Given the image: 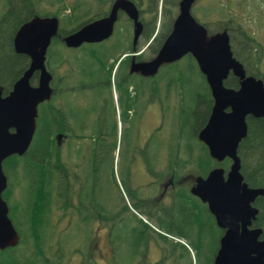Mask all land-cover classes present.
<instances>
[{
	"label": "trees",
	"instance_id": "trees-1",
	"mask_svg": "<svg viewBox=\"0 0 264 264\" xmlns=\"http://www.w3.org/2000/svg\"><path fill=\"white\" fill-rule=\"evenodd\" d=\"M41 1L42 0H0V55L2 52H7L11 56V58L0 56V85L3 88L4 95H7L12 90L14 83L21 78L29 66V59L24 55L17 54L13 47L14 37L17 31L24 24L30 22L36 17L48 18L55 16L59 18L60 27L58 31V37L53 38L52 43L54 41L61 43V38L59 36L64 37L69 33L79 30L84 24L103 17L105 10L109 6L107 4L108 6L106 5V7H104L107 0H75L73 2V6L66 4L65 0H43L50 6H56L58 9H60V11L70 9L71 16L69 15L65 18H61L60 11L52 13L47 10L44 11L43 8V10H40L39 3ZM95 1L100 3V5H98L99 8L97 9L96 15L92 16L94 14L92 9L93 5H95ZM131 1L141 12L142 23L145 28L142 33V37L146 38L147 40L151 39L155 33L158 5L161 2L160 25L159 28H157V33L154 35V38L147 47L146 52L140 54L139 56L140 61H148L157 54L165 38L171 31L172 22L176 15L172 16L173 14H171L169 9L176 13L178 0H159V2L157 0ZM230 6L231 5L228 7ZM78 10H81L82 14L78 21L73 23L72 18H74L75 15H79L75 13ZM218 12L221 13L220 15L224 20L228 21V23L225 24L222 22L223 25L221 22H217L218 24L222 25L220 31H228L232 42H234L233 38H237L236 41H239L238 43L240 45L243 43L242 41L246 43L244 44L245 46L238 49L237 52L234 50V47L231 46L234 57L243 64L248 75L255 76L261 79L264 83V75L258 74L256 72L258 71V68L250 67L251 65L248 62L252 61L255 64H259L258 59L261 57V53L254 47L256 40H254L248 31L244 32L241 29L236 28L235 22L238 20L237 17L227 16L222 13V10H218ZM144 13L148 14L147 18L143 16ZM165 16L166 18L168 17V20L164 24L165 20L162 23L161 20ZM193 16L198 22H202L196 15L193 14ZM121 19H123L121 22L123 23L124 21V25L122 28L120 27V29L118 28L116 31L115 36L117 37V40L112 43L111 46L103 47L100 51L96 49V47H99V45L89 48L90 52L87 53V58L89 55L92 56L91 61L89 63L86 62L79 65V69H81L83 75H88V72H92L94 74V71L98 70L97 75H99V77H102V75L105 73L106 77L109 79L110 72H106V67L108 65V69L111 71L117 58L114 59L113 64L111 65L108 64V59L114 58L120 51H129L128 44H122L121 41L129 37L130 23L124 16H122ZM2 36L8 37L2 38ZM2 41H6L5 46L1 44ZM147 53L152 54L149 59H145ZM182 61L186 62V68L190 74L196 72L200 78L199 81L204 87V99H202V96H199L196 92L193 93L194 97L192 99L194 101V108L191 110L188 118V127L190 128V131L195 139H197L200 129L206 124L213 106V99L204 76L200 73L195 60L191 56L187 55L175 63L164 65L154 77L146 78L136 74H128V71L124 70L122 77L125 78V80L130 79L132 82L135 81L139 85L141 97L139 114L132 115L130 120H127L126 114H122V125L125 127L120 130V144H122L125 151L127 150L124 158H128L132 155H130L131 152L129 150V145L133 146L134 144L133 135L135 118L138 116L140 120H146L148 122L149 120L147 119L145 113L148 112V109L151 106L157 103L155 100L162 101L163 99L168 103L174 94V84H172L174 81L172 80L170 74H168V76L165 78H163V76L160 78L159 76L161 73L163 75L167 69L177 67ZM61 64H63L62 59L59 64L60 67H62ZM124 64L125 69H128L129 66L127 59L124 61ZM71 75L72 74H69L68 70L64 77L58 76L59 80L55 81L53 84V97L49 102H46L39 107L41 109H39L40 111L38 112V117L36 120V130L31 145L25 154L20 157H10L4 161L2 166L4 175L8 179V174L13 176L18 174V171H20V161L24 163L25 175L29 178L31 183L30 200L33 203H37V211L41 212L43 210L46 212V214L48 213L43 225L46 223L50 228V235L48 232H46L50 239L53 238V234L56 233V230L51 229V225L53 224L51 213L53 212L52 207L55 202L54 193H56V176H63L62 179L65 180L68 175H73L68 167L72 168V165H76L80 155L75 150L68 152V143L73 144V140L71 139L72 137L77 141L84 138L81 136L84 133L83 129L81 128L80 130L76 131L73 128V124H75L76 115L85 116L86 114H73L74 111L70 112V106H72V103L70 105L68 103L70 99L66 97L69 95L68 87L70 86V82L68 81ZM34 81H36V76H34L31 83ZM64 84L68 85L64 86ZM161 85H163V87H161ZM225 86L228 88L237 89V79L231 76L225 81ZM63 97L64 99L60 100ZM58 100L60 101L58 102ZM190 103L191 99L189 98V104ZM148 113L147 115L149 119H151V115ZM93 115L96 117L95 129L92 131V133H90L91 136L88 134L86 137H92L90 142H92V144L98 148L96 155L100 156L99 152H103V154H106L107 152V154L110 155V159L113 160L112 153L116 148L117 137V124L114 118L115 114L110 110L104 114ZM83 120H86V118L84 117ZM246 124L247 134L239 144L237 151L241 161L240 172L243 177V181L248 185V187L261 188L264 190V119L247 117ZM58 134H60L62 138H68L65 146V150L68 152V155L66 153L65 159L62 158V150H59L56 145V136ZM143 137L147 138H145L146 142L150 143V145H145L146 143L143 142V146L139 149L136 148L137 150H135V153H141V158L149 161V166L152 168L151 172L157 174L164 171L168 172L171 169V166H169L170 163L167 162V160H172L173 162H170L176 164L177 166L174 170L175 175H183L182 171L178 170L179 167H182L183 170H188V174L184 176L185 178L183 181H185V183L181 186H178L177 190L173 192L170 201L171 203L169 205L157 204L152 208L149 206L148 208L134 206V210L138 213V215L144 218L150 225L155 222L162 228L161 224L163 223L162 220L164 218H161L160 215H165L166 218L172 215L174 212L178 215V223L175 225L171 224V229L167 231L168 233H164L158 227L151 225L154 228L153 229L151 226L145 224L141 219L129 211V215H125L127 216L126 221H128V223L132 224L133 226L128 228V231L131 233V237L125 239H131L132 244L134 242L136 246L154 244L157 247V251H159L161 257V259H159V261L155 264H213V260L219 248V240L223 236V231L217 227L213 216L208 211L207 206L202 205L197 198L190 194L189 186L193 183L192 181L196 177L205 178L208 173L215 168H222L225 172H227L230 166V161L225 159L221 163L216 162L210 158L207 148L201 142L199 143L200 146H202L203 155H201V157L199 156V160L196 163L191 160L189 156H185L183 152L169 151L167 150V147L166 152L168 154V158L163 160L164 156L161 153L160 148H158V146H151L153 144L150 142L152 139L151 133L147 131L146 134L143 133ZM94 160L97 163L96 166H99L102 162L101 159L97 160L96 157ZM18 177H21V175ZM119 177L122 179V184L125 186L126 179L123 169L119 173ZM43 178L47 183L48 191L46 192V196L50 200L49 201L47 199L48 203L45 206L42 205V202H44V204L46 203L43 200H38L37 202L33 201L39 192L38 191L35 193L34 188L37 187L38 182H40ZM142 181L144 182V178ZM146 182H148V180ZM50 183L53 186L52 188L49 187ZM141 191L140 196L138 197L139 201L151 199V197L154 196L152 193L153 189L151 187L146 189L141 188ZM127 193L129 194V192ZM2 196L3 200L6 201L5 195ZM60 196V201L62 202L61 205L64 210L66 207H68V199H66L68 196H70V194H68V189L65 192H62ZM129 198L131 201H133V198L130 194ZM93 199H95L93 206L96 209H100L101 206L97 205L96 202V194L95 196L93 194ZM121 201L122 204L125 203L123 199ZM122 204L119 205L121 206ZM104 206H106L107 209V205L105 203ZM116 206L117 203L114 206L112 205V212L110 215H108L109 223L113 226H119L120 222L117 220H120L121 216H123L122 214H124V210L120 209L117 211V209H114ZM253 206L258 210V215L255 222L253 223V228H258L262 231L260 239L264 240V195L258 197L255 200ZM34 210L35 209H33V211ZM33 211L27 210V213L29 217L31 216V221L35 225L30 226L32 222L29 221V219L24 220L20 227V229L23 230H17L20 238L18 245L13 248H8L4 251H0V264H45L44 261L40 259V248L43 246L48 250H51V248L50 245L46 246L44 244L45 242L43 236L46 234L45 229L36 225L42 221L34 214ZM34 217H37L38 219H34ZM174 226L179 227L178 231H181L178 232L176 236L171 235L174 232ZM27 235L28 239H26ZM153 235H156L157 237H153ZM113 236L114 235H112V238ZM203 236H209V243H204ZM125 239H123V241ZM174 239L184 241L186 246L175 242ZM129 241L130 240H125V243ZM23 242V245H27V249H29V245L31 244L33 247L32 255H28V253L26 255L21 254L18 248L22 246L21 244ZM190 251L193 253V258H191ZM35 253L37 254L35 255Z\"/></svg>",
	"mask_w": 264,
	"mask_h": 264
},
{
	"label": "water",
	"instance_id": "water-1",
	"mask_svg": "<svg viewBox=\"0 0 264 264\" xmlns=\"http://www.w3.org/2000/svg\"><path fill=\"white\" fill-rule=\"evenodd\" d=\"M194 1L180 0L179 14L157 54L145 62H135L133 54L130 72L153 77L162 65L179 61L187 54L195 60L213 99L208 121L197 138L213 160L221 163L228 159L231 162L226 174L222 168H215L205 179L197 178L191 190L193 196L207 205L217 227L224 232L214 264H264L262 231L252 227L258 215L253 204L264 195V190L250 188L243 181L237 153L247 134L246 118L264 119V83L246 75L242 64L233 57L226 32L208 37L206 29L190 14ZM118 12H123L132 21L135 44L143 25L139 11L130 0H116L107 17L59 37L67 48L107 40L113 34ZM55 37H58L57 18L36 17L24 24L14 37L13 47L17 54L28 57V69L7 96H2L0 86V251L19 243V235L8 218V208L2 199L7 187L2 164L13 155H24L31 144L37 107L52 93V77L45 67V55ZM34 74H37L36 86L30 83ZM230 74L239 79L237 90L224 85Z\"/></svg>",
	"mask_w": 264,
	"mask_h": 264
},
{
	"label": "rangeland",
	"instance_id": "rangeland-1",
	"mask_svg": "<svg viewBox=\"0 0 264 264\" xmlns=\"http://www.w3.org/2000/svg\"><path fill=\"white\" fill-rule=\"evenodd\" d=\"M75 0H65V3L68 5L73 6V2ZM87 1V0H85ZM159 2V0H157ZM95 5H93V15L95 16L97 13V9L99 8L98 5L100 3L94 2ZM89 4V1H88ZM231 5L230 7H228ZM237 6V7H233ZM40 10H47L52 13H55L57 11H60L56 6H50L49 4H46L43 0L39 3ZM160 7V3L158 5V8ZM43 8V9H42ZM57 8V9H56ZM145 10V8H144ZM171 11L172 16L176 15V13L169 9ZM218 10H222V13L231 16V17H237L238 20L235 22L236 28L241 29L242 31L248 33L253 37L256 38V43L254 44L255 48L262 54L261 59L262 62L257 65L258 71H256L260 75H264V0H197V2L194 4L193 7V14L198 17L201 23L209 28L210 30L216 29L217 31H220V28L223 24L228 23L227 20H224L221 13L218 12ZM80 12V13H79ZM174 12V13H173ZM76 14L74 18H72V22L75 23V21H78L80 18L82 12L81 10L76 11ZM71 13H68V10H62L60 11V17L65 18L69 16ZM73 15V14H72ZM71 16V15H70ZM143 16L145 18L148 17V14L144 13ZM159 16V15H158ZM219 17V18H218ZM168 18V17H167ZM166 16L163 17L161 20V23L164 21V24L167 22ZM227 19V18H226ZM148 20V19H147ZM160 20V19H159ZM156 21L155 27H159L160 21ZM230 20V19H229ZM217 22H224L222 25L218 24ZM124 23V21H123ZM119 24L116 26V29L119 27L122 28L123 24ZM208 23V24H207ZM130 30V28H129ZM11 31V30H9ZM132 31V29H131ZM131 36V33H130ZM8 36H2V38H6ZM128 37L125 40H122V44H128L129 41ZM234 42L231 41V46L234 47V50L237 52L238 49L243 47V44H239V41H236L237 38H233ZM117 40V37H112L108 43L103 45V47H106L112 43H114ZM148 41L146 38L141 37L139 39V49L141 53L146 52ZM6 41H2L1 44L5 46ZM231 47V48H232ZM90 47L83 46L82 48L77 50V54H74L73 50L70 48H66L62 43L54 41L52 45L50 46L48 50V57H47V64L46 67L50 70V72L53 74V83L55 81L59 80V77H64L65 74H67L69 70V74L71 73L70 66L71 63L73 64L74 58H78V62L74 63L73 68L78 67L81 63L84 64L86 62L91 61L92 56H88L87 53L90 52ZM99 51L102 50V47H96ZM0 56H5L11 58L10 54L7 52H2ZM152 56V54L147 53L145 59H149ZM87 58V59H86ZM63 61V64H61L62 67H60V61ZM187 64L186 62L182 61L180 64H178L177 67H172L170 69H167L163 75L159 76L160 78H165L170 74L172 80L174 81L172 84H174L173 87V96L170 98V102H165L166 100L158 101L155 100L157 103L153 106H151L148 109V114L151 115V119H149L147 113L146 117L149 120L148 122L146 120H136L134 122V127L137 129L140 126V132L139 135L141 137H137L136 134L133 135L134 139V146L129 145V150L133 156L135 157V150L137 148H141L143 146V142H145L148 146L150 143L146 142V137H143V133L146 134L148 131L151 133V143H153L151 146H158L160 148L161 153L164 156L163 160H166L168 158V154L166 152L169 151H175V152H183L185 156H189L191 160H193L195 163L199 160V156L201 157L202 154V146H200V143L198 139H195V137L192 135L189 126V114L191 110L194 108V101H193V93L196 92L199 96H202V99H204V87L202 83L199 81V76L196 74V72H193V74H190L187 70ZM81 71V69H80ZM162 72V71H161ZM72 74V73H71ZM74 74V72H73ZM80 79L88 80L87 75H83L82 73L79 75ZM72 80V76L69 77V81ZM52 83V84H53ZM33 86L36 85V81L31 83ZM64 86H66L64 84ZM163 87V85H161ZM63 90V89H61ZM67 98L72 100V96L70 94V97L67 95ZM189 98L191 99V103L189 104ZM201 99V100H202ZM56 102V101H55ZM68 103L71 105V102L68 101ZM58 104V103H57ZM68 104V106H69ZM158 104V105H157ZM41 109V108H39ZM40 110H38L39 112ZM154 115V116H152ZM155 117V118H152ZM88 127L92 128V124L85 123ZM188 124V125H187ZM200 124V123H199ZM198 124V125H199ZM151 126V127H150ZM150 127V128H149ZM124 128V125L118 124V131ZM86 130V128H84ZM90 131V130H88ZM145 136V135H144ZM147 136V135H146ZM149 136V135H148ZM82 139H79L76 143H80L83 149L88 148V144L92 143L90 142L91 138H86V135H82ZM119 141L117 142L116 150L112 153L113 160L110 159V155L103 154V152H99V155H96L95 157L97 160L101 159L102 162L99 166H96V162L91 163H83L85 160L80 154V158L77 162V165L73 168H70V171L76 176V178L81 181L80 182V190L81 193L85 190L90 188L92 193L96 194V202L97 205L101 206V208L104 207V203L107 205V209L105 208V215L111 214L112 205L114 206L117 203V208L120 210V205L122 204V197L120 195V190L117 184V179H119V173L122 171V168H120V165L123 166V158L126 155V151L122 144H120V137ZM146 138V139H145ZM63 142L60 141L59 145H61ZM69 149L71 143H68ZM64 147V146H62ZM76 147H79L77 145ZM128 147V146H126ZM66 147L62 149V158L65 159ZM67 152V155H68ZM87 152V151H86ZM85 152V153H86ZM84 150H83V154ZM170 158V157H169ZM55 159V158H54ZM86 159V158H85ZM89 160L93 159V155L88 156ZM120 168V169H119ZM116 173V177L113 174ZM24 163L20 161V171H18V174L16 175H10L8 174V188L5 190L4 194L6 198V204L9 208L8 217L11 220L14 228L16 230H23L20 229L21 224L24 222L25 219H29V221L32 220L31 216L29 217L27 210L33 211L34 214L40 218L42 221L41 223L36 224L37 226L44 228L45 233L48 232L50 235V228L47 226V224H44V221L46 220V217L48 213L46 214L45 211H37V203H33L30 200V190H31V183L29 181V178L26 177L24 172ZM120 171V172H119ZM24 173V174H23ZM112 173V174H111ZM21 177H18L20 176ZM56 189H59V184L55 182ZM10 187V188H9ZM49 187H53L52 184H49ZM61 189V188H60ZM67 190L66 188H62L61 191L65 192ZM39 191V192H38ZM47 189V183L46 180L43 178L40 182H38L37 187L34 188V192L37 193L35 200H43L46 203L42 202V205L45 206L49 200V198L46 196ZM12 192V194H11ZM142 192V191H141ZM119 193V195H118ZM52 194V193H50ZM71 194V193H68ZM67 195V193H66ZM3 198V196H2ZM61 200V199H60ZM58 199V203H62ZM50 201V200H49ZM93 204L95 202V199H92ZM100 208V209H101ZM13 209V212H12ZM56 211H58L55 208ZM93 211H97L96 208H93ZM61 213V216H64V211H58ZM72 217L71 222L69 220H66L65 223L63 221H59L56 219V221L51 225V229L56 230V233H54V237L50 239V237L46 234H44V244L46 246L50 245L51 250L46 249L44 246L41 249L40 259L44 261L45 264H69V261H72V259L77 260V258L80 256V254H86L88 253V243L89 238L91 237V228L92 226H88L86 222H83L81 218L83 216L85 217H91V215L87 214L84 215V213L81 210H77L76 214L70 213V211L66 212V215ZM52 218L55 217V212L51 213ZM104 214L100 215L103 217ZM120 220H117L120 222L119 226H113L109 223V229L112 227L111 235H114L111 240L113 243L111 244V247L113 249V253L116 257V262L119 264H130V260H133L136 256V258H141L142 260L147 261H154L157 260L158 252L156 249L148 250L149 244L145 245H138L137 247L132 244L131 239H125L131 237V233L128 231L129 227H132L133 225L128 223L126 221L127 216L122 214ZM60 216V215H59ZM58 216V217H59ZM16 217V219H15ZM37 217H34V219H38ZM161 218H164L162 220V228L155 222H151L153 226L158 227L162 232L168 233L171 229V224L175 225L178 223V215L174 212L172 215L165 218V215H160ZM32 222V221H31ZM128 223V224H127ZM35 224L32 222L30 226H34ZM118 225V224H117ZM180 225V224H179ZM114 228V229H113ZM179 227L174 226V232L173 236H176L178 232ZM58 230V231H57ZM128 235V236H127ZM152 235V234H151ZM153 237H157L156 235H153ZM204 243H209V236H203ZM97 238L101 241L103 238V234L100 235V233L97 235ZM28 239V235L26 237ZM130 240L129 242L121 241V240ZM29 243V241H28ZM24 242L21 244L18 249L20 250L22 255H32L33 247L31 244L29 245V249H27V245H23ZM136 251V252H135ZM149 251V252H148ZM135 252L136 255L134 257L131 255ZM203 252V250H202ZM38 253V252H37ZM35 253V255L37 254ZM140 254V255H139ZM147 255V258H146ZM205 255V254H204ZM27 260V259H25ZM81 259L77 260L78 263ZM24 261V260H23ZM84 264H96V262H84Z\"/></svg>",
	"mask_w": 264,
	"mask_h": 264
},
{
	"label": "flooded vegetation",
	"instance_id": "flooded-vegetation-1",
	"mask_svg": "<svg viewBox=\"0 0 264 264\" xmlns=\"http://www.w3.org/2000/svg\"><path fill=\"white\" fill-rule=\"evenodd\" d=\"M113 1L114 0H112L111 4L113 3ZM108 2H110V0H108ZM178 2H179V0L177 1L176 13L178 12V9H179ZM111 4H110V6H108L107 10L105 11V13H104L105 16L109 15V12H110V9L112 6ZM122 16H125L123 12L117 13V21L115 22V25H114V30H115L114 34L117 30L116 26L119 25ZM176 17H177V14L174 17L173 22L175 21ZM129 22H130L129 27L132 29V25H131L132 22L130 20H129ZM173 22H172V24H173ZM203 26L206 29L208 37H211L215 34L224 32V31L219 32L216 29L210 30L205 25H203ZM144 29L145 28L143 25V31H144ZM143 31H142V33H143ZM225 32L229 36V43H230V47H231L230 35H229L228 31H225ZM109 40H107V41H109ZM254 40H256V38H254ZM107 41H104V42L99 43V44H83L78 49L82 48L83 46H87V47L89 46L91 48L94 46H98V45L100 46V45H103L104 43H106ZM129 42H130L129 43V49H130L129 51L136 49L139 45V40L136 41L135 44H133V35H132L131 40ZM242 42L243 43H241V44H243V46H245L244 44H246V43L244 41H242ZM78 49H76V50H78ZM231 51H232V48H231ZM232 54H233V52H232ZM187 55H189V54H187ZM189 56H191V55H189ZM260 56H262V54H260ZM233 57H234V54H233ZM115 58H116V56L112 59L109 58L107 61L108 64H109V60H112V62H113ZM126 59H128L127 60L128 66H129L128 69H125V64H124L125 59L122 60L121 61L122 63L117 67V69H116L111 80L106 78L105 73H104L105 76L102 75V77H99L97 75L98 70L94 71V74L92 72H88L87 73L88 74L87 75L88 80H83V79L79 78V75L82 73L79 69V66L76 68L72 67V71L74 72V74H73V82H72L71 91H72V95L74 97V103L76 104L77 108L79 106V102H81V104H84L86 106V109H89V111H88L89 114H102L104 111H105L104 113L110 111L111 105H114V106L115 105H117V106L121 105V107H123V108H127V107L130 108L127 110V114H129V117H131V114H139L140 99H141L140 91H139V85L135 81L132 82V80H130V79L125 80V78L122 77L123 71L129 70L131 63H132L131 57H129V58L127 57ZM258 60H259V64H260L262 62L261 57ZM134 61L140 62L139 55L134 58ZM76 62H78V59L74 58L73 65ZM248 62L251 65L250 67H252V68L257 67V65H258V64L253 63L252 61H248ZM242 66H243V64H242ZM106 68L108 69V65ZM106 72H107V70H106ZM136 75H139V74H136ZM246 75L248 76L247 73H246ZM231 76L233 78L237 79L232 74H230L228 76V78H230ZM237 82H238V87H237V89H238L239 88V79H237ZM224 85H225V83H224ZM231 89H233V88H231ZM237 89H233V90H237ZM113 96H114L115 102H114V104H111V99ZM131 107H132V110H131ZM248 117H250V116H248ZM136 120L138 121V120H140V118L137 116L135 118V121ZM204 126L202 128H204ZM137 132L138 133L140 132V126L137 128ZM134 158L135 159L129 160L128 161L129 164H127L125 166V168H123V171L125 172V179H126L125 186H124V184H122V179L119 177L120 186H121L122 191H123V193L127 199V203H123L120 206V209L124 210V215H129L128 214L129 211L132 212V210H134V206L145 207V208H148V206H149L150 208H152L153 206H155L157 204L169 205L171 203L170 201H171L173 192L175 190H177L178 186H181L182 184L185 183V181H183V180L185 178L184 176L188 174V170H183L182 167H179L178 170L179 171L181 170L183 175H181V176L175 175L174 170L177 167L176 164L171 163V162H173L172 160H167V162L170 163L169 166H171V169L168 172L164 171L162 173L157 174V173L151 172L152 168L149 166V161L141 158V153L137 152L135 154ZM62 177L63 176H60V175L56 176V179H57L56 181L59 184V186H58L59 189H56V196L60 200L61 199L60 194L62 193L61 189L66 188V187L68 189V193H69V189H70L71 194H70V196H68L66 198V199H68V201H67L68 207H66V209L63 210V208L60 206L59 210H58V211H64L65 212V214H63L64 216H61V213L56 211L55 212L56 215L54 217V222L56 221V219L59 221H63V223H65L66 220H69L71 222L72 217L70 216V214H69V216L66 215V212L70 211V213L76 214L77 210H81L84 213V215H87V214L91 215V217L83 216V218H81V220L83 222H86L88 226H90V225L92 226V228H91L92 234H91V237L89 238V243H88V253L80 254V256L77 258V260L81 259L79 263L77 260L72 259V261H69V264H84V262H87V261H89L90 263L95 261L96 264H119L115 261L116 257L114 255L113 249L111 247V244L113 243L111 240V238H112L111 231L112 230H111V228L109 229V225H108L109 224V220H108L109 214L105 215L106 206H104L103 209H97V211H93V208H95V207L93 206V201H92L93 193L90 190V188L85 189L81 193V190L79 187L81 181H79L74 174L68 175L65 180H63ZM143 178H144V182L142 181ZM148 178H150V179H148ZM197 178H203V177H196L192 181L193 183L189 186V192L192 196H193V194L191 193V190L195 186V182H196ZM147 180H148V182H146ZM148 187H151L153 189L152 193L154 196L151 197V199H147V200L144 199L143 201H139L138 197L140 196L141 188L146 189ZM127 192H129V194L132 196L133 201L130 200L129 194ZM193 197H195V196H193ZM195 198H197V197H195ZM200 203L202 205H205L201 201H200ZM114 209H117V208H114ZM117 211H119V210L117 209ZM102 214H104L103 217L100 216ZM99 233H100V235L103 234V238L101 241L99 240V238H97V235ZM133 245L136 246V244L134 242H133ZM152 248L157 250V247L154 244H149L148 250L151 251ZM135 252L132 255L133 257H134V255H136ZM157 252H158V256H156V258L158 257L157 260L147 261V260H142L141 258H136V256H135V258L133 260H130L129 262H130V264H155L159 261V259H161L159 251H157ZM146 258H147V255H146ZM213 264H214V260H213Z\"/></svg>",
	"mask_w": 264,
	"mask_h": 264
},
{
	"label": "crops",
	"instance_id": "crops-1",
	"mask_svg": "<svg viewBox=\"0 0 264 264\" xmlns=\"http://www.w3.org/2000/svg\"><path fill=\"white\" fill-rule=\"evenodd\" d=\"M73 97V96H72ZM71 103H72V106H70V112H73V114L75 113V114H86L85 116L84 115H79V116H77L76 115V120H75V124H73V128L76 130V131H78V130H80L81 128L83 129V134L82 135H90V133H92V131L95 129V124H96V117H95V115H93V114H89V109H86V106L84 105V104H81V102H79V106H78V108H77V106H76V104L74 103V100L72 99L71 100ZM112 104V103H111ZM61 105V104H60ZM120 106V107H119ZM118 106V110H119V114H117V111H116V107L115 106H113V105H111V108H110V110L115 114L114 115V118H115V122H116V124H117V122H118V120L120 121V123L122 124V114H126L127 115V120H130V118L131 117H129V114H127V110L128 109H130V108H123V107H121V105H119ZM131 110H132V107H131ZM105 112V111H104ZM104 112L102 113V114H104ZM132 115H134V114H131V116ZM86 118V120H83V118ZM136 122V121H135ZM85 123H87V124H92V128H90V127H88V129H87V126H86V124ZM125 127V126H124ZM84 128H86V130L84 129ZM88 130H90V131H88ZM134 134H136V136L137 137H141V135H139V133L137 132V129H135V127H134ZM81 135V136H82ZM91 136V135H90ZM118 137H120V132L118 131V128H117V142L119 141V138ZM86 138H88V137H86ZM67 139L68 138H61V142H63L61 145H59L58 144V149L59 150H62L64 147H65V145H66V141H67ZM72 140H73V144H71V146H70V150L71 151H73V150H75V151H77L78 152V154L80 155L81 154V156L84 158V162L83 163H91V162H95V156H96V154H97V152H98V148H97V146H95V145H93L92 143H90V144H88L87 146H88V148H85V149H83L82 148V146L80 145V143H76L77 142V140L75 139V138H73L72 137ZM117 142H116V145H117ZM60 143V142H59ZM107 144H109V143H107ZM77 145H79V147H76ZM135 145V143L133 144V146ZM62 146H64V147H62ZM137 148V147H136ZM139 149V148H138ZM83 150H84V153L85 154H83ZM115 151V150H114ZM113 151V152H114ZM93 155V159L92 160H89L88 159V156L89 155ZM130 155H131V153H130ZM80 158V157H79ZM86 158V159H85ZM132 159H134L133 158V156L131 155V156H129L128 158H123V166H121L120 165V168H125V166L127 165V164H129V160H132ZM71 164H72V162H71ZM76 165H77V162H76ZM76 165H72V167H75ZM119 168V169H120ZM122 168V169H123ZM120 172V171H119ZM118 195H119V193H118Z\"/></svg>",
	"mask_w": 264,
	"mask_h": 264
}]
</instances>
